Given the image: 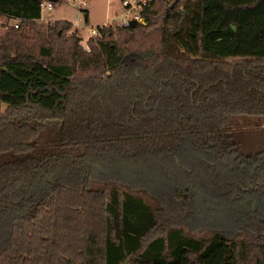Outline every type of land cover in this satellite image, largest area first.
I'll use <instances>...</instances> for the list:
<instances>
[{"label":"trees","instance_id":"1","mask_svg":"<svg viewBox=\"0 0 264 264\" xmlns=\"http://www.w3.org/2000/svg\"><path fill=\"white\" fill-rule=\"evenodd\" d=\"M62 1L0 0L17 19L0 36V264H264V218L205 221L232 210L217 196L264 189V0H150L89 51L41 20ZM120 161L152 185L106 178Z\"/></svg>","mask_w":264,"mask_h":264},{"label":"rangeland","instance_id":"2","mask_svg":"<svg viewBox=\"0 0 264 264\" xmlns=\"http://www.w3.org/2000/svg\"><path fill=\"white\" fill-rule=\"evenodd\" d=\"M81 6V9L88 10V21L85 19L87 13L80 9V5L76 1L72 0H63L62 3L54 4L52 10L43 9L41 14L42 18L45 20L44 22L65 20L78 23L79 21L78 29L71 26L67 33H74L79 37L80 44L83 48L88 47L87 41L90 38H88L87 30L91 26L102 25V23L108 19L115 21V19L123 13L120 0H87L85 5ZM15 23H17V21L13 24ZM113 23L115 24V22ZM0 32H2L0 33L1 36L3 31ZM110 170H116L117 179L133 191L140 192V189L149 188V186L152 185L149 179H137V177H133L132 171H136L137 168L132 164L120 161L113 165H105L101 168V171L104 175L106 174V176L110 173ZM106 178H108V176ZM256 189L253 190L252 193L240 194V198L233 199V193L217 196L218 201L224 206H230V197L233 201L232 210L209 211V217L205 220L207 224L220 226L225 229V231L240 228L241 226H254L256 220L264 218V189ZM144 197L148 198L147 195H144Z\"/></svg>","mask_w":264,"mask_h":264},{"label":"built area","instance_id":"3","mask_svg":"<svg viewBox=\"0 0 264 264\" xmlns=\"http://www.w3.org/2000/svg\"><path fill=\"white\" fill-rule=\"evenodd\" d=\"M72 1H76L80 5V9H81L82 8L81 5H85L87 0H72ZM149 1L150 0H120L123 13L119 17H117L115 21H112V19H108L107 21L103 22L102 25L100 26L126 27V26H129V22L131 20H136L137 23H144L143 18L139 14V10L142 7L146 6L149 3ZM43 9L52 10L53 4L51 2H43L41 4V10ZM41 20L45 21L43 18H41ZM113 22H115V24H118V25H115ZM15 26H17L16 23H15ZM71 26H73V28L78 29L79 21L78 23L71 22ZM87 32H88L87 34L88 38L99 36V31L96 28V26H91L87 30ZM84 49L86 51H89L88 47H84Z\"/></svg>","mask_w":264,"mask_h":264},{"label":"crops","instance_id":"4","mask_svg":"<svg viewBox=\"0 0 264 264\" xmlns=\"http://www.w3.org/2000/svg\"><path fill=\"white\" fill-rule=\"evenodd\" d=\"M83 10L87 13L85 19H86V21H88V10L87 9H83ZM16 21H17V19H15V18H10V17H8L6 15H0V31H3V33H4L6 25L13 24ZM105 21H107V20H105ZM0 33H2V32H0Z\"/></svg>","mask_w":264,"mask_h":264},{"label":"water","instance_id":"5","mask_svg":"<svg viewBox=\"0 0 264 264\" xmlns=\"http://www.w3.org/2000/svg\"><path fill=\"white\" fill-rule=\"evenodd\" d=\"M174 3H175V1H174ZM174 3L171 4V7L173 6ZM136 25H137L136 20H131V21L129 22V26H130V27H134V26H136Z\"/></svg>","mask_w":264,"mask_h":264}]
</instances>
